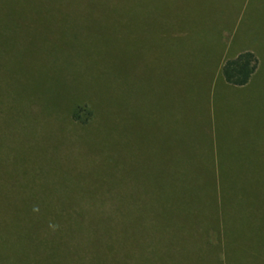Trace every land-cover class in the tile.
Masks as SVG:
<instances>
[{"label": "rangeland", "instance_id": "rangeland-1", "mask_svg": "<svg viewBox=\"0 0 264 264\" xmlns=\"http://www.w3.org/2000/svg\"><path fill=\"white\" fill-rule=\"evenodd\" d=\"M0 102V264H85L86 198H159L170 165L191 213L130 263L264 264V0H0Z\"/></svg>", "mask_w": 264, "mask_h": 264}, {"label": "trees", "instance_id": "trees-1", "mask_svg": "<svg viewBox=\"0 0 264 264\" xmlns=\"http://www.w3.org/2000/svg\"><path fill=\"white\" fill-rule=\"evenodd\" d=\"M257 65L255 53L246 50L225 59L220 70L227 82L241 86L249 82ZM1 110L4 109L0 102ZM69 118L73 123L89 125L96 119V109L90 102L79 100L73 103ZM179 167L164 168L167 180L159 198L105 194L86 198L85 264H131L125 249L129 243H150V238L154 243H171L176 231L184 226V214L191 213L189 203L196 192L191 167L184 166L183 173ZM72 233L74 237L76 231Z\"/></svg>", "mask_w": 264, "mask_h": 264}, {"label": "crops", "instance_id": "crops-1", "mask_svg": "<svg viewBox=\"0 0 264 264\" xmlns=\"http://www.w3.org/2000/svg\"><path fill=\"white\" fill-rule=\"evenodd\" d=\"M246 51V50H245ZM251 51V50H250ZM243 52V51H242ZM241 53V52H240ZM239 54V53H238ZM237 54V55H238ZM237 55H235V56H237ZM235 56H233V57H235ZM225 59H227V58H224L223 57V60H222V62H221V64L220 65H222V63H223V61L225 60ZM221 67V66H220ZM220 228H217V227H215L214 229H211L209 232H208V235H210V237L206 234V236H205V239L206 240H209V243H215L213 240H212V236H213V233H212V231L213 230H215V233L217 234V231L219 230ZM218 239H219V236H218Z\"/></svg>", "mask_w": 264, "mask_h": 264}]
</instances>
